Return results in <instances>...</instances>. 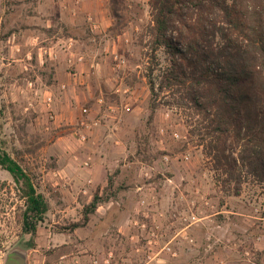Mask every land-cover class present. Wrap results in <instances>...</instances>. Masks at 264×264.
<instances>
[{
    "label": "rangeland",
    "instance_id": "obj_1",
    "mask_svg": "<svg viewBox=\"0 0 264 264\" xmlns=\"http://www.w3.org/2000/svg\"><path fill=\"white\" fill-rule=\"evenodd\" d=\"M125 4L129 23L123 35L111 39L107 32L97 34V61L106 67L97 69V96L101 89L105 112L99 121L110 135L109 150L120 145L114 140L126 150L109 174L110 210L96 209L85 225L73 228L83 223L86 204L80 196L87 193L80 190L74 202L80 186H69L53 174L61 156L68 157L76 171L93 172L97 146L87 141L93 128L83 131L85 142L77 139L76 122L63 126L61 133L60 129L47 132L45 127L55 120L44 112V122L37 123L29 96L24 95L27 83L34 79L32 72H14L17 87L25 89L17 98H11L13 90L4 97L7 85L0 82V144L48 204L34 234L23 231L21 217L16 244L15 207H6L4 226L0 219V264L10 248L24 252L26 264H264V185L243 179L239 196L221 186L202 150L189 140L188 118L174 107L160 106L147 123L149 7L147 0H125ZM154 55L156 76L167 65V56L162 48ZM115 58L123 60L119 69L114 68ZM101 79H110V83L100 84ZM82 118L86 123L92 121L87 115ZM115 125L117 130H113ZM165 156L168 162L164 164ZM86 159L89 166L83 167ZM5 172L0 167V174ZM23 209L22 201L21 215ZM135 222L159 225L156 245L146 243ZM167 244L170 252L162 250Z\"/></svg>",
    "mask_w": 264,
    "mask_h": 264
},
{
    "label": "trees",
    "instance_id": "obj_2",
    "mask_svg": "<svg viewBox=\"0 0 264 264\" xmlns=\"http://www.w3.org/2000/svg\"><path fill=\"white\" fill-rule=\"evenodd\" d=\"M108 1L112 25L107 33L115 39L129 23L127 5L125 0ZM147 4V123L160 106L174 107L188 118L189 140L202 150L221 186L239 196L243 179L264 185V0ZM160 48L167 65L155 76L154 54ZM0 167L22 180V229L34 234L47 202L1 144ZM110 186L108 181L101 195H93L83 208V223L73 228L85 225L98 205L109 200Z\"/></svg>",
    "mask_w": 264,
    "mask_h": 264
},
{
    "label": "crops",
    "instance_id": "obj_3",
    "mask_svg": "<svg viewBox=\"0 0 264 264\" xmlns=\"http://www.w3.org/2000/svg\"><path fill=\"white\" fill-rule=\"evenodd\" d=\"M111 25L108 0H0V82L7 85L3 96L13 90L11 98H17L21 90L25 91L23 87H17V81L12 77L30 71L34 77L31 81L33 88L26 89L24 95L29 96L37 123L44 122L43 113L47 112L45 98L50 96L53 100L55 122L45 127L47 132L60 129L61 133L66 124H78L83 107L89 109L88 120L99 121V115L104 112V105L100 104L104 93L100 89L97 96V69L103 71L106 67L97 61V34L107 32ZM52 52L56 58H52ZM77 57L82 58L80 63H76ZM8 61L14 62L20 71H15ZM100 82L109 84L110 79H101ZM109 109L111 113L117 112ZM114 129H118V125L113 126ZM87 134V141L91 140L97 146L93 172L76 171L65 156L59 157L58 171L53 172L69 186H80L74 202L81 190L87 193L85 197L80 196L86 205L96 192L101 195L108 185L110 172L117 168L120 156L126 152L123 144L114 139L112 141L120 145L109 150L110 135L100 121ZM58 140L64 149L63 138ZM89 181L91 185L87 184ZM111 206L112 200L99 204L97 210L108 211Z\"/></svg>",
    "mask_w": 264,
    "mask_h": 264
},
{
    "label": "built area",
    "instance_id": "obj_4",
    "mask_svg": "<svg viewBox=\"0 0 264 264\" xmlns=\"http://www.w3.org/2000/svg\"><path fill=\"white\" fill-rule=\"evenodd\" d=\"M89 21H91V19H89ZM51 56H52V58H56V55L54 54V52H52ZM115 60H116V63L114 65V68L115 69L121 68V66L123 64V60L118 59V58H115ZM75 61H76V63H80L82 61V58L81 57H77L75 59ZM27 85H28L29 88H33V82L29 81L27 83ZM52 103H53L52 97L48 96V97L45 98V106H46L47 113H48V116H49L50 120H54L55 119V115H54V113L52 111ZM123 108H124V110L126 112L129 111V108L127 106H124ZM88 114H89V109L86 108V107H83L81 109V115L85 116V115H88ZM97 125H99V121H91L90 123H86L83 120V118H82L80 120V122H79V126H78L79 128H77V131H75L77 139L80 142H85L86 134L83 131L95 128ZM114 130H117V129H114ZM161 133H162V130H161ZM174 136L177 137V135H174ZM184 159H187V157L185 156ZM162 162L164 164L167 163L168 162V158L166 156L163 157ZM89 163H90V160L86 159V160H84L82 162V166L83 167H88ZM134 226H137V228L139 229V231L142 234V238H145L147 244H151V245H156L157 244V239H158V236H159V233H158L159 225L154 223V224H152L150 226V225H147L146 223H137V222H135ZM160 237H161V235H160ZM162 250L170 252V248L168 247V244L165 245L162 248Z\"/></svg>",
    "mask_w": 264,
    "mask_h": 264
},
{
    "label": "flooded vegetation",
    "instance_id": "obj_5",
    "mask_svg": "<svg viewBox=\"0 0 264 264\" xmlns=\"http://www.w3.org/2000/svg\"><path fill=\"white\" fill-rule=\"evenodd\" d=\"M0 175H7V177L0 178V219L2 220L3 226L5 225L6 207L13 204L15 207V224L17 223L19 231L15 235L14 243L20 242V229H21V202H24L22 197L21 185L22 180L15 178L11 173L5 172ZM27 175V174H26ZM28 176V175H27ZM4 178H9L10 181H6ZM33 184L32 180L29 181ZM34 185V184H33ZM36 188V186L34 185ZM13 197V198H12ZM8 202V203H7ZM17 214V215H16ZM17 221V222H16ZM16 248H10V251H15ZM26 264V260H25Z\"/></svg>",
    "mask_w": 264,
    "mask_h": 264
},
{
    "label": "water",
    "instance_id": "obj_6",
    "mask_svg": "<svg viewBox=\"0 0 264 264\" xmlns=\"http://www.w3.org/2000/svg\"><path fill=\"white\" fill-rule=\"evenodd\" d=\"M26 254L21 251L10 252L4 261V264H25Z\"/></svg>",
    "mask_w": 264,
    "mask_h": 264
}]
</instances>
